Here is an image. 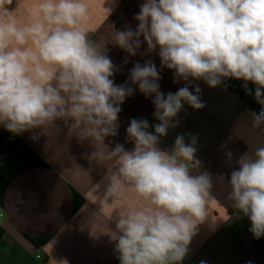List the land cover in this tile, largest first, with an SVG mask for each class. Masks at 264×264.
Instances as JSON below:
<instances>
[{
	"label": "clouds",
	"instance_id": "1",
	"mask_svg": "<svg viewBox=\"0 0 264 264\" xmlns=\"http://www.w3.org/2000/svg\"><path fill=\"white\" fill-rule=\"evenodd\" d=\"M90 15L89 0H0V125L20 134L63 120L79 138L98 142L89 159L116 162L106 175L101 203L122 202L114 213L120 264H180L215 199L213 179L200 171L195 137L185 143L178 135L168 151L157 145L176 126L173 119L184 102L204 107L201 89L196 86L193 94L184 86L165 96L155 64L136 63L131 82L146 97L155 95L159 122L149 131L146 119H132L126 131L134 148L116 144L109 150L104 139L117 134L120 105L134 89L114 83L115 66L106 44L92 37ZM135 19V30L115 31L114 44L129 55L142 43L150 52L158 48L161 65L174 70L176 81L202 79L209 87L222 78L244 81L246 94L261 105L251 113L252 126L264 125V0H143ZM249 82L254 90L247 88ZM237 163L229 199L259 239L264 236V146Z\"/></svg>",
	"mask_w": 264,
	"mask_h": 264
},
{
	"label": "crops",
	"instance_id": "2",
	"mask_svg": "<svg viewBox=\"0 0 264 264\" xmlns=\"http://www.w3.org/2000/svg\"><path fill=\"white\" fill-rule=\"evenodd\" d=\"M89 2V28L95 40L106 44V54L115 66L114 83L134 89L120 105L117 134L104 139L109 150L116 144L134 148L126 131L132 119H146L149 131L159 122L154 116L155 95L146 97L131 82L130 70L136 63L155 64L159 91L165 96L184 86L193 94L196 86L201 89L198 95L204 107L197 110L184 102L173 119L176 126L169 127L157 145L168 151L178 135L184 136L185 143L195 137L200 171L213 179L215 199L180 264H264V236L254 237L250 221L229 199L237 161L264 146V125L252 126L251 113L261 110L254 94H246L244 81L234 78H222L217 87H209L202 79L176 81L174 70L161 65L158 48L150 52L142 43L135 55H129L114 44L115 31L136 29L135 15L143 0ZM247 88L254 90L255 85L249 82ZM97 144L70 132L63 120L20 134L0 125V264H120L114 213L122 202L101 203L109 183L106 175L116 162L90 160ZM108 149L99 145L105 154Z\"/></svg>",
	"mask_w": 264,
	"mask_h": 264
},
{
	"label": "built area",
	"instance_id": "3",
	"mask_svg": "<svg viewBox=\"0 0 264 264\" xmlns=\"http://www.w3.org/2000/svg\"><path fill=\"white\" fill-rule=\"evenodd\" d=\"M0 218H2V215H0Z\"/></svg>",
	"mask_w": 264,
	"mask_h": 264
}]
</instances>
